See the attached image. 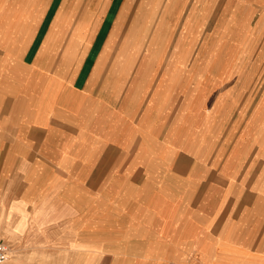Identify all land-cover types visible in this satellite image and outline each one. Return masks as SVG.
<instances>
[{
	"label": "crops",
	"instance_id": "0c3cea01",
	"mask_svg": "<svg viewBox=\"0 0 264 264\" xmlns=\"http://www.w3.org/2000/svg\"><path fill=\"white\" fill-rule=\"evenodd\" d=\"M189 2L0 0L10 241L83 238L102 264H264V100L211 101L240 57H264L263 24L226 6L210 24L213 0Z\"/></svg>",
	"mask_w": 264,
	"mask_h": 264
},
{
	"label": "rangeland",
	"instance_id": "374dc122",
	"mask_svg": "<svg viewBox=\"0 0 264 264\" xmlns=\"http://www.w3.org/2000/svg\"><path fill=\"white\" fill-rule=\"evenodd\" d=\"M193 1L190 0L189 5ZM211 4L216 7L215 12L204 13V21L210 24L213 21H221L224 19L225 15L223 11L225 6L230 7L232 11L235 10V13L228 15V18L231 16L230 21L235 26H242L244 22L253 24L262 23L263 29L260 33V38L262 35L263 37L260 40L258 39L259 42L257 43L258 45L255 51L257 54L262 52L264 48V0H213ZM234 58L237 61V57ZM240 58L241 61L233 68L231 73L232 78L234 75L236 77L226 87L223 86L217 90L213 94L211 101H217L218 99L222 101L225 92H230L227 93V101L232 102L238 109L240 102H256L261 97L264 100V57ZM190 64L192 65V62ZM217 69L221 70L222 68L218 67ZM238 109L233 110V112L238 113ZM262 134L263 137L258 139V142L261 144L264 155V131ZM3 225L4 229L0 227V240L7 242L11 248L10 258L5 264H102V256H109L81 250L82 248L77 243H80V241L84 242L83 238L72 239L73 247L70 251H64V247L58 241L52 244L49 243V239H38L39 237H37L33 240L30 232L23 241L12 242L6 237V227L8 225L10 228V225H6V223H3ZM21 225V223H18L15 230L8 233L11 239H16V234L22 232ZM86 241L89 246L87 248L88 250H91L90 245H93L92 247L95 248V236L92 232L89 231ZM97 258H99L98 261Z\"/></svg>",
	"mask_w": 264,
	"mask_h": 264
},
{
	"label": "built area",
	"instance_id": "2783aa9c",
	"mask_svg": "<svg viewBox=\"0 0 264 264\" xmlns=\"http://www.w3.org/2000/svg\"><path fill=\"white\" fill-rule=\"evenodd\" d=\"M10 254V246L4 242H0V264H5L9 260Z\"/></svg>",
	"mask_w": 264,
	"mask_h": 264
},
{
	"label": "bare ground",
	"instance_id": "6f19581e",
	"mask_svg": "<svg viewBox=\"0 0 264 264\" xmlns=\"http://www.w3.org/2000/svg\"><path fill=\"white\" fill-rule=\"evenodd\" d=\"M215 86V85H214ZM144 89V88H143ZM145 90V89H144ZM140 93V92H139ZM160 95H162V94H160ZM140 98V97H139ZM139 98L137 99V100H139ZM161 101V100H160ZM145 102V101H144ZM137 103H138V101H137ZM161 104V103H160ZM131 107H133V106H131ZM131 107H130V109H131ZM129 113V112H128ZM90 117V116H89ZM128 117V116H127ZM65 162V161H64ZM68 162V161H67ZM66 162V163H67Z\"/></svg>",
	"mask_w": 264,
	"mask_h": 264
}]
</instances>
